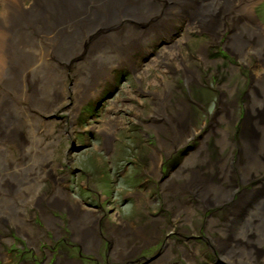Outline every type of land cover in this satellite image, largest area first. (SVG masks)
I'll list each match as a JSON object with an SVG mask.
<instances>
[{
    "label": "bare ground",
    "instance_id": "bare-ground-1",
    "mask_svg": "<svg viewBox=\"0 0 264 264\" xmlns=\"http://www.w3.org/2000/svg\"><path fill=\"white\" fill-rule=\"evenodd\" d=\"M257 2L258 0H0V235L3 234L0 236V261L8 264L15 256L10 250L11 238H6L11 235L10 224H23L19 227L20 234L28 240L33 239L31 245L37 247V250L40 247L38 237L29 238L26 227L28 223L25 222L27 219L24 214L30 205H34L41 213L45 229L56 234L60 232L56 225L58 221L51 213H47L45 207L55 204L57 208L65 209L69 213L70 227L76 242L88 252H97V230L100 224L93 213L84 212L82 205L72 200L61 186L48 199H44L45 195L39 191L43 186L42 180L48 177L46 173L50 165V160L44 157L56 149L54 142L39 136L41 126L47 127L46 124L40 125V121L44 122V114L48 116L61 111L68 113V116H76L80 104L93 98L95 104L98 102L99 109L103 105L104 108L111 105L110 110L103 113L104 118L98 120V123H103L102 128L97 126L105 143L109 144L116 127L122 123L120 118L110 114L118 109L121 100L114 102L110 98L117 90H124L125 75L133 73L146 84L151 77L145 69L146 64L151 69L164 65L165 61L169 70L170 67L173 68L170 64L178 58L177 52L173 51L174 45L180 47L185 40L175 38L174 33L182 28L186 31H193L195 28L208 33L212 42L226 37L225 47L253 70L250 82L252 86L250 85L245 108L250 117L255 116V121L247 123L253 125L249 130L244 127L246 123H243L240 132L233 131V135H230V130L221 126L222 122H218L234 113L233 108L229 109L227 100L239 98L237 88L240 87H233L228 96L222 92L218 103L216 102L219 108L217 119L208 130L212 134V130L217 128L220 134L216 137V142L224 149L229 145L236 146L237 160L232 161L236 158L232 152L230 162H221L219 182L196 173L197 175L194 174L180 185H173L171 180H167L162 183L161 189L166 194L168 191H176L175 196L194 195L199 206L205 210L230 206V210L226 212L225 225L218 230L219 236L210 238L214 249L226 264H264V121L260 114L261 109H264V25L254 12ZM153 43L156 44L151 50ZM157 45L163 46L158 52ZM154 52L157 55H153ZM207 55L209 56L202 54L201 60H211L212 54L209 52ZM142 56L147 57L148 61L144 62ZM253 57L256 59L255 64L251 61ZM176 61L174 77L181 75L188 84L199 79L198 71L191 69L186 60ZM72 67L74 83L68 89L67 72ZM221 67L226 69L227 63L221 62ZM238 76L239 73L233 77L225 76L221 87L227 88V84L234 86L233 82L237 81ZM153 80L152 86L157 84ZM161 83L162 92L154 94L156 103L151 111L152 114L158 113L166 118V106L169 102H166L168 98L165 96L169 97L173 92L170 83ZM70 92L75 101L71 107L67 105ZM211 99L215 98L203 99V103L212 106L214 104ZM94 111L98 115V111ZM92 117L95 114H91L89 119ZM176 119L162 124L163 131H169V139L167 141L158 135L159 148L154 149L144 168L150 178L159 182L162 180L163 155L182 149L202 132L188 115L186 107L185 113L178 115ZM46 122L45 120L44 123ZM22 129H28L31 136L38 135L34 139L28 136L27 140L34 143L24 145L19 142ZM209 138L207 136L200 147L205 153H208L209 146L213 150L211 144H206ZM33 150L36 153L44 151L45 154L34 156L31 154ZM21 154L28 158H22ZM123 154L124 157L127 155L124 151ZM133 155L138 161L141 160L139 153L134 152ZM194 158L191 156L186 162H193ZM176 164L177 159L167 164V167L171 169ZM88 175L93 179L91 174ZM237 185L241 194L233 202L234 195L240 191H237ZM179 203L174 205L175 218H183L184 214L190 218L195 213L194 206H190V203ZM172 206L173 204H169V208ZM110 224L106 223V229L114 243L111 255L120 261L137 253L139 247L151 244L157 236L156 231L149 234L142 228L123 221ZM216 224L213 217L209 218L207 229L213 231L217 228ZM28 229H31L29 225ZM193 250L198 249L184 252L189 264H197L194 257L201 254ZM46 254L52 258L54 251L47 249ZM170 255L169 249L159 263L170 259ZM18 259L23 261V256ZM56 264H65V260L60 258ZM198 264L206 263L203 261Z\"/></svg>",
    "mask_w": 264,
    "mask_h": 264
},
{
    "label": "rangeland",
    "instance_id": "rangeland-1",
    "mask_svg": "<svg viewBox=\"0 0 264 264\" xmlns=\"http://www.w3.org/2000/svg\"><path fill=\"white\" fill-rule=\"evenodd\" d=\"M254 12L264 25V0H258ZM197 30L194 28L193 31L191 29L186 31L182 28L174 33L175 38H185V40L183 44L181 42L180 47L174 45L173 51L177 52L178 58L170 64L173 65L170 70L166 67L165 61L164 65L151 69L146 64L145 69L151 75L146 84H143V80L138 79L133 73L129 72L125 75L124 90L122 92L117 90L116 94L111 95L110 98L114 102L117 99L121 100L118 103V109L110 114L120 118L122 123L116 127L109 144L105 143V138L97 126L102 128L103 123H98V120L104 118L103 113H107L111 105L106 108L103 105L102 109H99L98 102L95 104L91 97L90 100L80 104L81 107L76 116H68V113L61 111L48 116L44 114L46 123L39 120L40 125H47V127L41 126L39 136L56 145L55 151H51V154L44 157L50 160V165L46 173L48 177L42 180L43 186L39 191L43 196L45 195L44 199H48L54 190L61 186L65 193L70 194L72 200L82 205L84 212L93 213V217L100 224L97 230L99 249L97 252H88L76 242L73 229L70 227L69 213L65 209L57 208L55 204L48 208L45 207L47 213H51L52 217L58 221L56 225L60 232L56 234L45 229L41 213L35 209L34 205H30L24 215L27 219L25 222L31 229H28V225L26 227L29 238L38 237L40 247L37 250V247L31 245L33 239L28 240L20 234L19 227L23 224L18 226L10 224L11 235L6 238H11L10 250L15 256L9 263L56 264L61 258L65 260V264H189L184 252L198 249L193 250L201 253L194 257L197 264L203 261L206 264H226L214 249L210 238L219 236L218 230L225 225L226 212L230 210V206L205 210L199 206V201L194 195L175 196L176 191H168L166 194L161 189L162 183L167 180H171L173 185H180L196 173L205 178H212L214 182H219L222 171L219 168L221 162H230L232 152L236 157L232 161L237 160L236 146L229 145L227 149H224L216 142V137L220 134L217 128L212 130V134H209L208 130L212 126L211 123L217 119L219 108L216 102L218 103L222 92L226 95L231 94L233 87H240L237 88L239 98L232 100L234 103L227 100L229 109L233 108L234 113L228 114L225 120L218 122H222L221 126H226L228 131H231H229L230 135H233V131L240 132L243 123H246L244 127L246 126L249 130V127L253 125L247 123L255 121V116L250 117L245 108L247 95L252 86L250 82L253 70L245 61L225 47L226 37L219 38L218 42H212V37L208 33ZM155 44L153 43L150 49L154 48ZM156 48L158 52L163 46L157 45ZM157 52L153 55H157ZM209 52L212 54L211 60L202 61L204 55L209 56L207 55ZM145 56L142 58L144 57V62H147L148 58ZM180 59L186 60L191 69L198 71L200 74L198 80L188 84L183 76L174 77L173 69H176L174 67L176 60L179 62ZM251 61L255 64L256 59L253 57ZM221 62L227 63L226 69L221 67ZM73 68L67 72L68 89L74 83ZM236 73H239L237 78L239 84L236 81L233 82L234 86L227 84V88L224 85L223 89L221 86L224 84L222 83L224 77H233ZM152 80L157 81V84L152 86ZM162 81L170 83L173 92L169 97L165 96L168 98L166 102H169L166 106V118H162L158 113L152 114L151 111L156 103L154 94L162 92ZM209 97L215 98L211 99L214 104L212 106L203 103V99ZM74 102V97L70 92L67 105L71 107ZM185 107L188 115L202 132L182 149H175L170 154L163 155L162 180L156 181L150 178V174L145 172L144 168L147 167V162L149 163L154 149L159 148L158 135L167 141L169 139V131H163L162 124L173 119L176 121L178 115L185 113ZM94 110L98 111V115ZM91 114H95V117L89 119ZM260 114L264 121V109H261ZM22 130L19 142L24 145L34 143L30 139L27 140L28 136L32 135L28 133L29 130ZM37 136L33 134L31 138L34 139ZM207 136L210 138L206 144H211L213 150L209 146L208 153H205L200 147ZM26 151L29 152V150ZM123 151L127 154L125 157ZM43 152L36 153L33 150L31 154L35 156L40 153L44 156ZM134 152L141 155V160L135 159ZM191 156L195 157L193 162H186ZM25 157L28 158V156L22 158ZM175 159H177V164L171 169L168 168L167 164ZM88 174H91L93 179H90ZM236 188L237 191L240 190L238 185ZM240 194L241 190L234 195L233 202L239 199ZM179 202L181 204L190 203V206H194L195 213L190 218L185 214L183 218H175L174 205ZM169 204H173L172 208H169ZM212 217L217 222L215 225L217 228L209 231L207 221ZM116 221L137 226L149 234L156 231V239L147 246L139 247L137 253L127 257L124 261L117 260L111 255L114 243L110 238V232L106 229V223L112 224ZM119 227L121 228V224ZM115 228L116 225L113 226V229ZM39 229L40 232H38ZM48 242H50L49 246ZM47 249L54 251L52 258L46 254ZM169 249L170 259L159 263L163 254ZM24 254L29 258H26ZM19 256H23V261L18 259ZM2 261L0 264H6Z\"/></svg>",
    "mask_w": 264,
    "mask_h": 264
}]
</instances>
